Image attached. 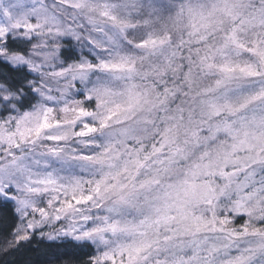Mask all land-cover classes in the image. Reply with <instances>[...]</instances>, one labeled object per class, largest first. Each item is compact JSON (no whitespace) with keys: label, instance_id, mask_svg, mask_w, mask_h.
<instances>
[{"label":"snow or ice","instance_id":"snow-or-ice-1","mask_svg":"<svg viewBox=\"0 0 264 264\" xmlns=\"http://www.w3.org/2000/svg\"><path fill=\"white\" fill-rule=\"evenodd\" d=\"M0 213L25 264H264V0H0Z\"/></svg>","mask_w":264,"mask_h":264},{"label":"trees","instance_id":"trees-1","mask_svg":"<svg viewBox=\"0 0 264 264\" xmlns=\"http://www.w3.org/2000/svg\"><path fill=\"white\" fill-rule=\"evenodd\" d=\"M12 224L10 216L0 213V264H25L29 258L34 259V255L29 252L28 248H21L19 252H14L11 249L7 252L2 250L6 241L11 239Z\"/></svg>","mask_w":264,"mask_h":264}]
</instances>
